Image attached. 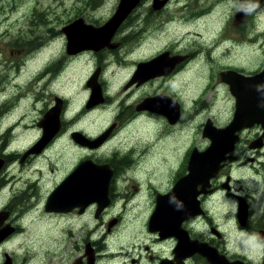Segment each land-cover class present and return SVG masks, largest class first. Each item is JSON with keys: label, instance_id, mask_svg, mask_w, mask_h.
<instances>
[{"label": "flooded vegetation", "instance_id": "af4514ba", "mask_svg": "<svg viewBox=\"0 0 264 264\" xmlns=\"http://www.w3.org/2000/svg\"><path fill=\"white\" fill-rule=\"evenodd\" d=\"M150 2L138 1L111 42H63L33 75L28 104L58 116L39 151L32 149L44 135L43 116L26 124L16 77L25 70L21 47L37 42L0 52V264H214L206 257L212 252L264 264V45L258 60L239 65L233 42L223 51L221 42H143L139 30L169 0L159 9ZM238 12L233 21L244 23L246 10ZM130 19L136 27L127 29ZM69 58L86 65L84 87L55 93ZM91 84L100 91L93 103ZM28 126L36 136L26 146ZM206 127L229 129L218 167L196 177L192 158L217 140ZM188 129L197 132L186 144ZM58 140L66 157L50 151ZM93 174L102 185L82 190ZM68 179L81 197L48 208Z\"/></svg>", "mask_w": 264, "mask_h": 264}, {"label": "rangeland", "instance_id": "374dc122", "mask_svg": "<svg viewBox=\"0 0 264 264\" xmlns=\"http://www.w3.org/2000/svg\"><path fill=\"white\" fill-rule=\"evenodd\" d=\"M117 3L118 0H103L98 7L87 9L84 0H0V52L4 49L10 53L15 49L18 50L15 42L25 40L37 42L33 46L21 47L24 50L25 70L16 76L19 83L17 89L22 88L25 93L26 124H30V120L43 116L39 112L42 103L38 106L34 101L28 104L31 101L29 96L34 93V87H36L32 77L42 67L48 65L53 57L60 54L63 42H66L61 28L70 22L69 19L76 17H81L84 22L90 21L101 25L114 13ZM150 3L152 4V0ZM165 7L158 14V18L152 16L148 23L145 22L148 32L139 30L143 42H221L222 51L229 49L226 42H233L234 64L245 65L259 59L264 45V0H169ZM239 7L244 8L247 13L245 17L248 18L244 23L233 21L234 14L238 12ZM36 12L37 15L34 14ZM39 13L43 15L42 21L38 18ZM131 21L130 19L127 22V29L136 27L134 24L130 25ZM50 28L58 29L61 34L50 33ZM128 34L129 40L126 37V42L131 41ZM239 42L254 44L248 46L246 43ZM39 44L42 46L36 49L35 46ZM205 44L208 46L209 43ZM91 60L94 61L93 55L86 59L88 65ZM127 67L125 66L123 70L122 79L126 75ZM199 74H201L200 70ZM86 76V65L69 58L56 79L55 93H66V95L75 93V91L81 93ZM120 78L121 75H116V79ZM186 78L188 81L189 78L187 76ZM11 80L12 78L8 83L10 89L13 88ZM81 124L86 126L85 123ZM196 132L197 129L186 131V144L189 138L196 136ZM35 134L34 128L28 126L25 132L26 146L33 141ZM61 142L62 140H58L50 151L56 156L66 157L69 151L60 145ZM39 164L35 162L29 166L34 167Z\"/></svg>", "mask_w": 264, "mask_h": 264}, {"label": "water", "instance_id": "95a60500", "mask_svg": "<svg viewBox=\"0 0 264 264\" xmlns=\"http://www.w3.org/2000/svg\"><path fill=\"white\" fill-rule=\"evenodd\" d=\"M138 1L139 0H118V3L116 5V8H115L114 13L103 24L98 25V26H95V25H93L91 23L84 22V20L81 17H78V18L74 19L73 21L69 22L68 24H66L65 26H63L61 28V31H62L63 35L66 37V42H68V47L69 46L71 47V43L70 42H85L88 45L91 42H111V39H112V37L115 34V31L117 30V28L119 27V25L122 23V21L124 20V18L136 6V4L138 3ZM166 2H167V0H152L151 6H152L153 9H159L162 6H164ZM241 16H242V14L240 12H237L234 17H235V19L237 21H239L241 19ZM226 74L227 73H223L222 74L223 75L222 76V79L225 80V81H226ZM239 76L240 75H237L236 77L240 78ZM91 87H92V91L93 92L91 94L90 101L92 102V101H95L94 98H96L97 96L98 97L100 96V91L93 84H91ZM55 112L56 111L52 109V110L46 112L45 115L43 116V118H42V125H43V127H45L44 128V130H45L44 131V135H43L42 139L39 141V143H37L34 146V148L32 149V151H39L40 147L54 133L53 132V128L50 126V120H54V118L57 119L58 116L55 114ZM240 124H243L244 125L243 122L240 123ZM236 127H238V126H236V125L233 126V128H235V129H236ZM229 128H231V127H229ZM229 128H227V127H224V128H211V127H206V129L204 130V133L207 134V135H210V137H213V136L216 137L217 140H215V139L213 140V142L215 143V146L214 147L209 148L204 153L199 154V156L197 155V156H194L192 158V161H191L190 167H189V168H191L190 169V172H191L190 174L191 175H194V176L197 177V176L201 175V173L203 171H205L207 168H209L210 166L212 167V170H215L218 167L219 162L221 160V157L223 156V155L221 156L220 155L221 153H219V152H220V149H221L222 145L226 143V136H227V132H228V129ZM55 129H56V127H55ZM83 140H85V139H83ZM83 140H81V141H83ZM216 157H217V164L215 162ZM82 166H83V164H82ZM199 169H201V170H199ZM197 171H201V172L199 173ZM195 172H197L199 174H197ZM211 173L212 172H207L205 175L208 176ZM68 181H69V179L68 180H65L63 183H61L58 186L57 189H55L50 194V196L48 197V201H47V207L48 208L52 207L55 204L57 205V202H58V204L59 203L62 204V200L66 199V198H72V199L73 198H77V196L80 193V190L78 191L77 189H74V188L69 187ZM103 182H104V180H101V179L98 180L96 175H94V174L93 175H90V178L86 182L87 183V188H82V190H85L86 192L93 193L95 191L94 188L99 187L100 185H102ZM69 193H70V195H69ZM98 193H100L99 190H98ZM103 200H104V198H103ZM163 208L165 209V205H162L158 209V214H156V215H158L157 216L158 217V221L157 222H159V223H161L162 216L166 214V213L164 214V212L166 211V209L164 211ZM169 211H172V210H169ZM170 223H168V224H170ZM203 249H205V248H203ZM206 255H207L206 256L207 259L209 261L215 263V264H244L241 261H229L225 257H223L222 255H217L216 253H213V252L210 253V254L207 253Z\"/></svg>", "mask_w": 264, "mask_h": 264}, {"label": "trees", "instance_id": "16d2710c", "mask_svg": "<svg viewBox=\"0 0 264 264\" xmlns=\"http://www.w3.org/2000/svg\"><path fill=\"white\" fill-rule=\"evenodd\" d=\"M84 1H85V4H86L87 9H94V8L98 7V5H99L100 2H103V0H84ZM34 14L37 15L38 13L36 12ZM38 18L42 21L43 20V15L41 13H39ZM76 18H78V17H76ZM76 18H74V19H76ZM74 19H69L68 21L71 22ZM104 21H106V20H104ZM91 23H94L95 25H97L95 22H91ZM49 32L50 33L55 32L58 35L61 34L60 31L58 29H55V28H50ZM24 42H30V41L25 40Z\"/></svg>", "mask_w": 264, "mask_h": 264}]
</instances>
